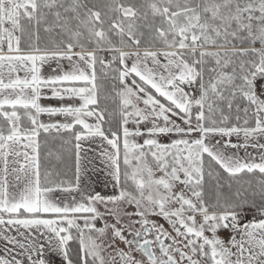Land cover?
I'll return each instance as SVG.
<instances>
[{"label": "snow or ice", "instance_id": "6c2138e0", "mask_svg": "<svg viewBox=\"0 0 264 264\" xmlns=\"http://www.w3.org/2000/svg\"><path fill=\"white\" fill-rule=\"evenodd\" d=\"M0 264H264V0H0Z\"/></svg>", "mask_w": 264, "mask_h": 264}, {"label": "crops", "instance_id": "0c3cea01", "mask_svg": "<svg viewBox=\"0 0 264 264\" xmlns=\"http://www.w3.org/2000/svg\"><path fill=\"white\" fill-rule=\"evenodd\" d=\"M50 103H55V101H51ZM249 152H252L253 155L258 156V153L253 152V150L249 149ZM241 154H243V150L241 151Z\"/></svg>", "mask_w": 264, "mask_h": 264}, {"label": "trees", "instance_id": "16d2710c", "mask_svg": "<svg viewBox=\"0 0 264 264\" xmlns=\"http://www.w3.org/2000/svg\"><path fill=\"white\" fill-rule=\"evenodd\" d=\"M249 178H252V177H245V179H249ZM252 179H255V178H252Z\"/></svg>", "mask_w": 264, "mask_h": 264}, {"label": "rangeland", "instance_id": "374dc122", "mask_svg": "<svg viewBox=\"0 0 264 264\" xmlns=\"http://www.w3.org/2000/svg\"><path fill=\"white\" fill-rule=\"evenodd\" d=\"M167 227V225H165Z\"/></svg>", "mask_w": 264, "mask_h": 264}]
</instances>
